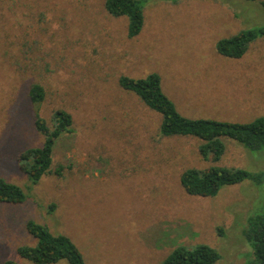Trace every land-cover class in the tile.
<instances>
[{
	"label": "rangeland",
	"instance_id": "rangeland-1",
	"mask_svg": "<svg viewBox=\"0 0 264 264\" xmlns=\"http://www.w3.org/2000/svg\"><path fill=\"white\" fill-rule=\"evenodd\" d=\"M145 1L144 27L128 39L126 19L106 14L104 0H1L0 178L27 200L0 204V264H32L16 253L35 244L29 219L70 238L87 264H160L176 246L196 244L214 248L216 264L252 258L243 232L248 217L264 214V181L203 198L188 196L179 177L210 166L264 173V148L251 153L224 138L220 161L203 160L198 139L161 137L160 116L117 80L157 73L188 118L264 116V36L241 59L215 50L220 38L264 26V0ZM34 83L45 93L39 116L50 123L62 109L73 122L53 151L61 176L36 185L17 162L21 150L42 143L28 98Z\"/></svg>",
	"mask_w": 264,
	"mask_h": 264
},
{
	"label": "trees",
	"instance_id": "trees-1",
	"mask_svg": "<svg viewBox=\"0 0 264 264\" xmlns=\"http://www.w3.org/2000/svg\"><path fill=\"white\" fill-rule=\"evenodd\" d=\"M160 1V0H159ZM176 3L178 0H161ZM145 0H104L103 9L110 17L126 19V37L136 38L144 27ZM264 9V3L261 4ZM1 18V0H0ZM264 36V26L243 29L235 34L216 41V53L228 59H241L249 47L259 37ZM118 86L123 91L132 93L148 110L160 116L159 135L163 138L193 137L200 141L199 156L212 163L220 161L225 152L223 139L234 141L245 150L255 153L264 148V116L248 123L215 121L183 116L174 102L164 94L162 81L157 73L144 77L120 76ZM44 90L39 84H31L28 98L34 111V128L42 137L37 147H28L17 155L19 171L32 185H36L44 176H61L62 167L52 170L53 151L58 139L72 133V117L62 110L53 112L50 123L39 116V107L44 99ZM260 184L264 173H251L241 168L210 166L205 169L187 168L180 174L179 181L188 196L210 198L218 194L224 186L239 185L244 181ZM27 200L24 191L17 185L0 178V204H23ZM54 205L49 206V211ZM25 230L35 244L20 246L16 253L32 264H57L65 260L67 264H87L75 246L65 235H53L49 229L32 219L25 222ZM221 233V230L218 231ZM243 235L252 247V258L246 264H264V214L247 218ZM219 253L205 244L192 247L176 246L160 264H216ZM2 264H17L6 260Z\"/></svg>",
	"mask_w": 264,
	"mask_h": 264
}]
</instances>
